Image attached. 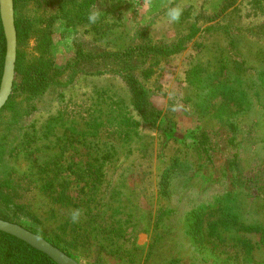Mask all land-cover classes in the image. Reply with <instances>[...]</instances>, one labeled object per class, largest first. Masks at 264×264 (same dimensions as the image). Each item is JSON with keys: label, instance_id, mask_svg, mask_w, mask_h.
<instances>
[{"label": "rangeland", "instance_id": "1", "mask_svg": "<svg viewBox=\"0 0 264 264\" xmlns=\"http://www.w3.org/2000/svg\"><path fill=\"white\" fill-rule=\"evenodd\" d=\"M55 1L17 6L0 214L80 264H264V0Z\"/></svg>", "mask_w": 264, "mask_h": 264}, {"label": "water", "instance_id": "2", "mask_svg": "<svg viewBox=\"0 0 264 264\" xmlns=\"http://www.w3.org/2000/svg\"><path fill=\"white\" fill-rule=\"evenodd\" d=\"M0 12L7 40L4 72L0 85V110L7 103L16 76L18 36L15 24L14 0H0ZM0 231L11 234L49 255L58 264H80L76 259L26 227L0 218Z\"/></svg>", "mask_w": 264, "mask_h": 264}, {"label": "trees", "instance_id": "3", "mask_svg": "<svg viewBox=\"0 0 264 264\" xmlns=\"http://www.w3.org/2000/svg\"><path fill=\"white\" fill-rule=\"evenodd\" d=\"M20 1L21 0H14L15 14L17 12V6ZM37 1L40 6H41V3H44L45 5H55L56 4L55 0H37ZM96 1L97 0H89L88 4L90 5L92 3L94 5ZM60 18L68 19L66 13L60 16ZM15 23H16V28L18 32V40H19V37L21 34V29H20L21 27H20L19 21H17V18L15 20ZM43 42L44 40L38 36V43L41 45L43 44ZM6 52H7V40H6V35L4 32V26H3L1 12H0V85H1V80H2V76L4 72ZM17 71H18V66L16 67V72ZM40 76H41L40 72H37L36 74H32L30 78H28L27 75L23 76V80L28 79L26 83V87H27L26 93L28 95H32L37 92H40V89L44 86L45 84L44 80H41L40 82H36V83L32 81L30 82V80H32L31 78H34V77L39 78ZM206 150H208V148H206ZM1 194H2V191L0 190V195ZM0 199H3V197L0 196ZM0 218L15 222L11 218H9L7 215H4V214H0ZM0 235L3 238L7 239L6 254L3 253V256L4 257L7 256L6 258L8 260L13 261L15 264H58L49 255H47L46 253L40 250H37L36 248L27 244L25 241L13 235L7 234L3 231H0Z\"/></svg>", "mask_w": 264, "mask_h": 264}, {"label": "clouds", "instance_id": "4", "mask_svg": "<svg viewBox=\"0 0 264 264\" xmlns=\"http://www.w3.org/2000/svg\"><path fill=\"white\" fill-rule=\"evenodd\" d=\"M180 15H181V9H179V8H171L168 11L169 20L172 22L178 21L180 18ZM96 18L97 17L94 14L89 17L90 21H92V22H95ZM81 214H82L81 209L72 210L70 213L71 221L73 223L78 222L80 217H81Z\"/></svg>", "mask_w": 264, "mask_h": 264}]
</instances>
